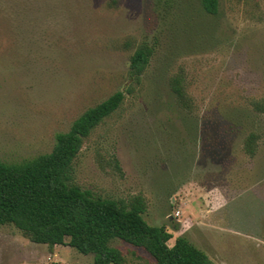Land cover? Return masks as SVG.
I'll list each match as a JSON object with an SVG mask.
<instances>
[{
  "label": "rangeland",
  "instance_id": "rangeland-1",
  "mask_svg": "<svg viewBox=\"0 0 264 264\" xmlns=\"http://www.w3.org/2000/svg\"><path fill=\"white\" fill-rule=\"evenodd\" d=\"M143 44L154 54L138 82L130 58ZM119 91L120 108L84 141L75 182L127 205L140 198L171 247L185 236L214 264H264V0H218L216 14L202 0H0V162L50 153ZM111 245L124 264H157ZM52 263L94 255L0 226V264Z\"/></svg>",
  "mask_w": 264,
  "mask_h": 264
},
{
  "label": "trees",
  "instance_id": "trees-1",
  "mask_svg": "<svg viewBox=\"0 0 264 264\" xmlns=\"http://www.w3.org/2000/svg\"><path fill=\"white\" fill-rule=\"evenodd\" d=\"M202 4L208 13H217L218 0H202ZM153 54V47L143 44L131 55L130 74L138 82ZM172 89L187 107L181 79H172ZM124 98L119 91L86 110L68 132L56 136L50 153L22 163L0 162V226L13 225L36 244L68 245L84 255L93 254L94 264L125 263L122 251L111 245L114 239L146 250L157 264H214L185 236L169 246L172 234L166 226H152L143 218L140 198L127 205L96 197L75 182L74 162L85 139L120 108ZM257 139L256 134L248 137V154L255 155Z\"/></svg>",
  "mask_w": 264,
  "mask_h": 264
},
{
  "label": "built area",
  "instance_id": "built-area-1",
  "mask_svg": "<svg viewBox=\"0 0 264 264\" xmlns=\"http://www.w3.org/2000/svg\"><path fill=\"white\" fill-rule=\"evenodd\" d=\"M52 264H59V263H52Z\"/></svg>",
  "mask_w": 264,
  "mask_h": 264
}]
</instances>
